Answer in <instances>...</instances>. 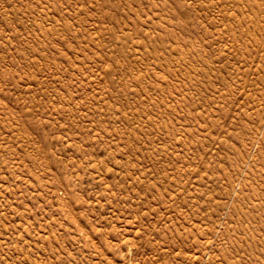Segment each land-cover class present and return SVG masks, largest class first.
<instances>
[{
    "label": "rangeland",
    "instance_id": "374dc122",
    "mask_svg": "<svg viewBox=\"0 0 264 264\" xmlns=\"http://www.w3.org/2000/svg\"><path fill=\"white\" fill-rule=\"evenodd\" d=\"M0 264H264V0H0Z\"/></svg>",
    "mask_w": 264,
    "mask_h": 264
}]
</instances>
